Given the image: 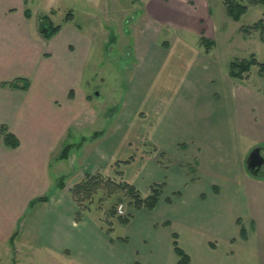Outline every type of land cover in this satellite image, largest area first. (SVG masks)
I'll use <instances>...</instances> for the list:
<instances>
[{
  "label": "crops",
  "instance_id": "crops-1",
  "mask_svg": "<svg viewBox=\"0 0 264 264\" xmlns=\"http://www.w3.org/2000/svg\"><path fill=\"white\" fill-rule=\"evenodd\" d=\"M97 1L88 0V6L96 9ZM139 1L144 3L143 8L130 21L135 26L133 31H137L132 34L137 36L134 35V43L131 44L135 68L129 78L128 95L131 101L135 96L144 100L146 97L160 96L163 107L174 103L173 109L183 105L189 108L190 119L181 122L174 119L173 109L167 111L163 119V144H159L158 139H155V143L163 149L164 154L171 143L181 155L178 159L192 163L197 160V175L189 177L184 170L182 174L177 172L179 184L175 191L180 195L176 194L168 201L164 192L159 205L150 213L138 210L142 214L135 213L127 225V230L131 232H127L128 241L106 232L93 233L97 225L90 215L77 220L78 205L70 188L93 168L77 174L69 170L67 173H73V179L65 181L66 187L60 188L59 182L67 174H58L56 167L69 160L75 162V156L82 150V146H79L78 153L61 157L65 143L78 144L70 136L73 119L83 114L89 99L82 88L74 99L69 94L70 90L80 85V81H77L82 75V59L79 61L76 57V62H66L59 57L58 50L64 48V51L71 53L70 49L77 43L85 48L91 47L92 43L74 28L76 25H72L76 16L72 11L69 12L72 13L70 19L59 22L62 24L59 33L44 36L41 17L46 15L49 22L56 24L58 0H47L45 7L36 0H0V130L2 125H6L20 139V145L15 148L0 142V234L5 232L2 238L6 239H12L11 236L15 234L5 229L4 223L9 216L6 213L9 202L22 194L19 208L32 199L35 201H31L30 208L34 247H42L56 255L59 264H134L135 261L142 264H178L179 256L174 249L175 233L179 245L190 256L189 264H264V175L252 174L241 160L238 138L241 126L246 123V97L254 93L250 97L264 100V95L262 91L260 93L254 89H238L235 82L233 84L229 77H224L227 75H223V71L206 72L207 76L198 79L197 75V82L210 79L209 84L205 83L204 86H196L195 79L190 77L183 84L189 67H186L183 75L174 73L180 61V51L185 48L189 50L185 51L189 54L186 58H199L209 63L207 66H202L201 62L196 65L190 63L195 70L201 68L207 71L215 67L214 60L207 56L210 54L208 49L204 50L206 56L197 49L202 47L201 42L205 47L210 44L215 46L211 40L205 43L198 40L199 32L212 36L208 22L213 19L206 0V3L201 0L204 6L200 10H193L189 18L180 10L183 0H171L168 5L163 0ZM83 9H86L85 5ZM186 9L191 11L189 7ZM194 19L203 20L201 28L185 27ZM171 22L176 23L178 28L170 26ZM178 22L182 23L179 25ZM165 26L170 28L167 30L170 42L163 41ZM184 27L191 30L186 31ZM178 29L188 36L195 32L197 40L188 39L185 35L178 39L180 43L175 48L172 38ZM64 31L72 36L67 33L69 39H65ZM56 58V65L46 64L47 59ZM87 59L84 58V64ZM9 60L18 65L34 63V72L27 75L20 70L8 73L6 67ZM163 63L172 65L165 77ZM20 76L29 79L28 89L3 85V82ZM181 77L182 82H174ZM225 78L230 83L225 82ZM222 94L226 96L224 101L219 98ZM140 107L139 113L146 115L151 111ZM151 109L157 111L159 107L154 105ZM151 123L149 126L153 127ZM98 152L104 156L102 149ZM109 159L111 163L113 157L110 155ZM105 163L107 161L100 162L94 168H100ZM166 171L163 177H153L148 182L146 192L153 182L162 178L167 185ZM194 178L199 180L192 181ZM129 179L142 188V180ZM200 182H204L202 187L198 185ZM202 192L206 193V198H202ZM44 196L49 199L36 203ZM174 200L177 213L172 215L170 211ZM25 222L22 229L16 232L15 248L17 241L20 242L24 236ZM163 222L169 223L163 225ZM91 224L95 226L89 227ZM242 227L246 229V237L242 236Z\"/></svg>",
  "mask_w": 264,
  "mask_h": 264
},
{
  "label": "rangeland",
  "instance_id": "rangeland-1",
  "mask_svg": "<svg viewBox=\"0 0 264 264\" xmlns=\"http://www.w3.org/2000/svg\"><path fill=\"white\" fill-rule=\"evenodd\" d=\"M36 1H38L39 4L44 5V7L47 6V0ZM58 1V11L55 16V23H64L67 13L70 11L76 13L72 25H76L74 28L78 29L77 31L82 33V35H85L89 43L90 41L92 43L91 47L88 48L77 43L74 48L70 49L71 53L64 51V48L58 50L59 57L66 62H76V57L79 61L82 59V63H79L81 65L82 75L77 81V83L80 81V85L78 84L74 89L70 90L69 94L74 99L77 93H81L80 88H82V90L88 94L87 98L89 99V103L87 104L88 107L86 110H82L83 114L76 119H73L70 136H72V141H78V144H72L71 149L68 150V153L63 158H67L73 152L78 153L79 146H82V150L78 156H75V162L69 160L56 167V172L58 174H67V176L60 180L59 184L61 182L65 184V181H71L74 176L73 173L77 174L78 172L93 168L92 172L88 173H101L105 178H124L128 181L130 180L129 178L132 177L142 180V188L138 187L136 184L135 185L141 190L143 195H146L149 193V190L146 192L145 189L148 182L153 179V177H163V173L167 170L166 172L168 176L165 178L168 181L167 185L166 182L163 181V178L157 182L165 183L164 192H166L168 201L169 199L172 200V198L176 197V194L178 193L175 191L179 184V179L177 178L176 173L181 172L182 174V171L184 170L189 177L190 175H197L198 171L196 168L199 163L197 160L195 163H192L190 161L186 162L178 159L181 155L178 154L177 148L171 143L168 144V152L166 154H164L163 149L155 143V139H158L159 144H163V119L165 118V115H167V111L173 109L172 105L174 103H168V106H164V108L163 99H161L160 96L146 97L145 100L143 97L135 96L131 101L128 95V90L130 89L131 84L129 78L135 68L131 44L134 43V35L137 36L136 34H132L137 33V31H133L135 26L130 21L134 15L136 16L138 12L142 10V5L144 3L139 0H98L96 9H93L88 6V0ZM202 1L205 2V0ZM202 1L183 0V7L180 10L185 17L187 16V18H189L191 17L193 10L196 8L200 10L204 6ZM206 1L209 14L213 19L212 22H208L212 36H205L202 32H199L200 37L198 40L203 42L211 40L215 42V46L210 44L209 47H205L201 42L202 47H198L197 49L206 56L204 50L207 48L210 53L207 56L213 59L217 65L215 64L214 68L207 69V71H204L206 69L201 70V68L200 70H195V66H190V63H195L196 65L197 62H201L202 66L203 64L207 66L209 63L203 62L202 60H199V58L195 60L186 58L189 54L185 51L189 50L188 48H185L180 51L182 52L178 56L180 61L176 65L174 73L177 72L178 74L183 75L185 71H187L186 67H189L188 75L184 77L183 84L185 81L190 80V77L195 79L196 86H204L205 83L209 84L210 79H206L204 82H197V75L198 79L201 76H207L208 74L206 72L211 73L213 71V73H221V71H223V75H227L224 77H229L233 84L235 82L238 89H240L239 87H241V89H254L256 92L258 91L261 93L262 91V94L264 95V77L260 76L258 65L252 66L248 77L234 78L230 75V63L233 60L249 59L252 55H255L260 61L264 60V38H262V27L259 29L251 27L261 19L264 22V4H253L250 3L249 0H239L242 3L247 4L248 9L239 19H235L228 14L224 0ZM163 2L168 5L171 3V0H163ZM84 5L86 9H83ZM187 7L191 9L190 12L186 9ZM169 12H167V14ZM202 22V19H198V21L194 19L192 23H188V26L185 27L195 28L198 26L201 28L203 24ZM181 23L182 22H178L179 25ZM46 24H49L48 20ZM169 24L170 26L177 27L175 26L176 23L174 24L171 22ZM185 27L183 29L186 31L191 30L190 28L186 29ZM245 27H250V32L245 31ZM167 30H170L168 26L163 27V41L170 42L171 38ZM212 30H214L213 33ZM175 31L177 32L174 33L172 40L174 42L173 44L176 46L175 48H177L180 43L178 39L185 37V35L188 36V34L183 33L184 31H181L180 29ZM73 32L75 33V31ZM64 33L66 34L65 39H69L67 33L70 32L64 31ZM189 36L188 39L191 38L197 40L195 32L190 33ZM203 37L209 38H207L208 40H204ZM86 54L88 57H86ZM54 55L55 54H53V57H55ZM84 58H88L85 64ZM46 62V64L58 63V58L52 60L47 59ZM57 63H55V65ZM33 65L35 64L31 63V65H26L24 63H19L18 65V63L9 60L6 69L8 70V73L20 70L25 72L23 75H27L34 72V70H32ZM171 66L172 65H169V63H163V77L170 72ZM17 78L21 79H19L21 85L24 84L23 79H28L27 76H20ZM17 78L3 82V85L12 87L9 83ZM225 79V82L230 83V80H227V78ZM132 81H134V79ZM174 82L177 84L182 82V77ZM155 83L156 82H154V84ZM176 83H174V87H176ZM179 87H181V85ZM251 95L255 94L252 93L246 97L248 100L246 123L241 126L242 129L238 134L240 143L239 156L241 157V160H244L246 165L250 150L252 151L254 148L260 146L264 147V100L250 97ZM189 96L192 98L191 95ZM169 98H172V96H169ZM219 98L221 101H224L226 96L222 94ZM154 105L159 107L157 111L151 109V106ZM140 106L148 108L151 111L146 115L145 113H139ZM187 108L188 107L185 105L180 108H176L175 106L173 109L175 111L174 119L179 122L190 119L189 115L191 113H189L190 110ZM78 110L80 111L81 109L78 107ZM132 110L133 113L131 114ZM150 122H152L151 125H153V127L149 126ZM183 134L184 133H182V135ZM165 142L166 141H164V143ZM70 143L71 142L65 143L64 147ZM263 147H260L262 151L264 150ZM99 149L103 150L104 156L98 152ZM110 155L113 157L111 162L113 164L108 162V160H110ZM105 161H107V163L103 164L100 168H94L99 166L100 162ZM69 170L73 171V173L68 174L67 172ZM185 173L183 175H185ZM86 174H83V178L77 183L85 179ZM195 179L199 180L198 178H194L192 181ZM188 180H190V178H188ZM203 183L204 182H200L198 185L202 187ZM76 184H72V187L70 188L72 196V188ZM65 187L66 184L64 187L60 188ZM215 189L217 191L218 187ZM201 195L202 198H206V193L202 192ZM22 196L23 195L21 194L18 198L16 195L14 200L9 202L6 212L9 216L6 218L4 227L6 230L9 229L8 231H14V233H16L22 229L23 221L26 220L23 228L25 230V232H23L24 236L20 242L17 241V248H15L14 244L16 236L12 241L10 238H2L5 235V232H1L0 264H59V259L55 257L56 255L54 256L53 254H50L42 247H34V229H30L33 227L32 223H30V217H32L30 208L33 199L27 205L19 208ZM37 202L41 201L37 200L36 203ZM121 204L124 206L122 208L124 212L119 215L124 216L129 214L133 216L138 212L136 208L131 206L129 196L124 195V192H117L116 189L109 186L108 190L104 189L98 194H95L91 200L87 199L85 201L83 205L88 207V209L78 206V210L83 214V217L85 215L87 217L90 215L93 222L97 225L99 230L96 228L93 233L97 231L98 233L103 234L108 227V224L104 219L108 216L110 208L117 205L118 209ZM145 212L150 213L151 211L145 210ZM165 212L166 211L163 209V213ZM175 213H177L176 200H174L170 211V214L172 215H175ZM141 214V212H138V215ZM165 223L166 222H163V225H165ZM88 226L91 227L95 225L91 224ZM127 232L128 234H131V232L127 230V225L123 226L116 224L111 235L116 238L119 236H126Z\"/></svg>",
  "mask_w": 264,
  "mask_h": 264
},
{
  "label": "trees",
  "instance_id": "trees-1",
  "mask_svg": "<svg viewBox=\"0 0 264 264\" xmlns=\"http://www.w3.org/2000/svg\"><path fill=\"white\" fill-rule=\"evenodd\" d=\"M250 3L253 4H264V0H249ZM227 12L230 16H232L235 19H239L243 13L246 12L248 9V5L245 3H242L239 0H224ZM71 14H67L66 19L71 18ZM41 32L46 37H50L57 33L60 29L62 24H54L52 22H49V24H46L48 16L44 15L41 17ZM252 28L259 29L262 27V38H264V22L263 20H259L256 23H254ZM245 31L250 32V27H245ZM204 40H208L207 37H203ZM213 44V41H210ZM253 65H258L259 68V74L260 76L264 77V60L260 61L256 58L255 55H252L249 59H242V60H233L230 63V75L234 78H245L248 77L251 71V68ZM20 78H17L10 82L9 84L12 87L15 88H24L27 89L29 87V81L28 79H23L24 84H20ZM19 82V83H18ZM3 141L7 146L10 147H17L20 145V139L19 137L9 129L8 126L2 125L0 130V142ZM72 144H67L62 153L61 157L66 156L68 153V150L71 149ZM130 160V159H128ZM261 175V174H258ZM64 183H60L59 187H64ZM113 187L114 189L121 192H124V195L129 196L130 198V204L132 207L136 208L137 210H154L163 195L164 189H165V183L164 182H155L153 183L149 188V193L146 195H143L141 193V190L132 182L122 178V179H116L114 177H107L105 178L101 173L97 174H91L88 173L85 176V179H83L81 182L77 183L72 188V194L74 196V200L78 204L79 207H84V209H88L85 205V201L91 200L92 197L95 194H98L104 189L108 190V187ZM48 196L40 197L38 200L40 201H46L48 200ZM171 201V199H169ZM35 203V201H33ZM132 215H119L117 205H114L110 208L108 216L104 219L105 222L108 224V227L106 228V232L108 234H111L114 230V226L116 224L120 225H128L129 222L132 219ZM77 220H81L83 218V214L81 212H77ZM116 222H115V221ZM167 223V222H166ZM168 224V223H167ZM246 229L242 227L241 233L243 237H246L245 231ZM16 236V233L12 236V241L14 240ZM174 249L177 255L179 256V262L178 264H189L190 262V256L189 254L179 245L177 234H174ZM118 239H122L123 241H128L129 238L127 236H121L118 237ZM113 240V239H112ZM134 264H142L139 261H135Z\"/></svg>",
  "mask_w": 264,
  "mask_h": 264
},
{
  "label": "water",
  "instance_id": "water-1",
  "mask_svg": "<svg viewBox=\"0 0 264 264\" xmlns=\"http://www.w3.org/2000/svg\"><path fill=\"white\" fill-rule=\"evenodd\" d=\"M264 164V154L260 147L254 148L247 159L248 169L254 173L259 174L260 168Z\"/></svg>",
  "mask_w": 264,
  "mask_h": 264
},
{
  "label": "built area",
  "instance_id": "built-area-1",
  "mask_svg": "<svg viewBox=\"0 0 264 264\" xmlns=\"http://www.w3.org/2000/svg\"><path fill=\"white\" fill-rule=\"evenodd\" d=\"M123 207H124L123 204L119 205V207H118L119 213H123L124 212L123 209H122Z\"/></svg>",
  "mask_w": 264,
  "mask_h": 264
},
{
  "label": "flooded vegetation",
  "instance_id": "flooded-vegetation-1",
  "mask_svg": "<svg viewBox=\"0 0 264 264\" xmlns=\"http://www.w3.org/2000/svg\"><path fill=\"white\" fill-rule=\"evenodd\" d=\"M259 172H264V164L263 166L260 168V171Z\"/></svg>",
  "mask_w": 264,
  "mask_h": 264
}]
</instances>
